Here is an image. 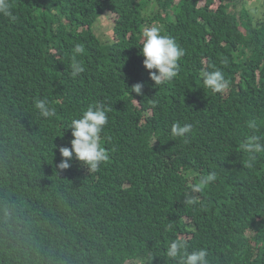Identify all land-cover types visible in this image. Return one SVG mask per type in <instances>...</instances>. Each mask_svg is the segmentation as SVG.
<instances>
[{"label": "trees", "instance_id": "trees-1", "mask_svg": "<svg viewBox=\"0 0 264 264\" xmlns=\"http://www.w3.org/2000/svg\"><path fill=\"white\" fill-rule=\"evenodd\" d=\"M150 1L10 0L15 21L0 15V264H174L176 238L206 248L210 264H264V154L247 168L240 148L247 121L264 134V7L154 0L147 11ZM108 13L115 30L102 42L93 25ZM144 23L185 49L171 82L155 85L143 65ZM77 43L85 71L74 78ZM214 69L230 81L223 93L203 83ZM37 99L56 116L42 118ZM98 102L111 109L109 161L60 169L71 120ZM176 122L193 125L187 142L171 135ZM210 172L216 182L185 203Z\"/></svg>", "mask_w": 264, "mask_h": 264}, {"label": "clouds", "instance_id": "clouds-1", "mask_svg": "<svg viewBox=\"0 0 264 264\" xmlns=\"http://www.w3.org/2000/svg\"><path fill=\"white\" fill-rule=\"evenodd\" d=\"M0 15L8 17L15 21L16 17L11 10L10 0H0ZM158 26H149L144 28L142 33L141 55L144 57L143 65L149 71V76L155 85L171 82L178 76L180 71L179 61L185 56V49L182 48L176 40L166 34ZM85 52L83 43L75 44L73 56L71 59V75L77 77L85 71L82 62L78 59ZM204 85L214 93H223L229 86L230 81L225 77L220 69L203 71L201 73ZM144 85L136 83L132 86V91L137 95L142 94ZM34 107L39 115L44 119H50L56 116V108L51 106L47 99H37L34 101ZM111 109L103 103L90 105L79 115L78 118L71 120L68 128L72 130L71 147H60L59 151L62 160L58 167L62 170L71 167L70 161L73 157L87 165L92 171H96L101 164L110 159L109 150L101 142V134L104 126L108 123V113ZM247 128L251 130L250 134L240 144L242 151L252 154L253 158L244 162L247 168H253V159L256 154H264V134L261 132V122L256 119L247 121ZM193 131V125L179 122L171 126V135L173 137L184 138L187 142L188 136ZM217 174L210 172L200 178L198 184H194L191 192L185 195V203L194 205L196 203L195 193L204 191L205 187L215 183ZM171 228V225H168ZM209 252L206 248H198L189 251L187 240L176 238L171 240L165 250V257L174 264H210L208 259Z\"/></svg>", "mask_w": 264, "mask_h": 264}, {"label": "rangeland", "instance_id": "rangeland-1", "mask_svg": "<svg viewBox=\"0 0 264 264\" xmlns=\"http://www.w3.org/2000/svg\"><path fill=\"white\" fill-rule=\"evenodd\" d=\"M154 0H151L149 2V5L147 6V11L154 8L153 6ZM244 5L247 8V10L253 14L254 16H258L263 11V3L262 0H244ZM213 8L216 10H219V6L217 4V0H215V3L213 5ZM113 15L112 14H104L99 19H97L93 25L94 31L101 39L102 42H106L107 40H110L112 38V33L115 30L113 26ZM155 24L154 20L150 21ZM148 23H144L143 25L136 26L138 35L140 38H142V33L144 28L148 27ZM127 264H132V262H127Z\"/></svg>", "mask_w": 264, "mask_h": 264}]
</instances>
